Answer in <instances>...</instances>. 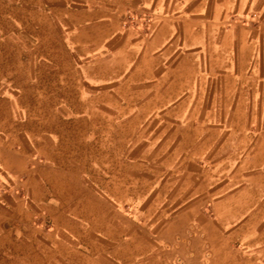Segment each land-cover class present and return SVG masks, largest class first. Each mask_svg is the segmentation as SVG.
Wrapping results in <instances>:
<instances>
[{"label": "crops", "instance_id": "1", "mask_svg": "<svg viewBox=\"0 0 264 264\" xmlns=\"http://www.w3.org/2000/svg\"><path fill=\"white\" fill-rule=\"evenodd\" d=\"M255 1L0 0V264H46L29 219L50 203L83 243L69 264H264Z\"/></svg>", "mask_w": 264, "mask_h": 264}, {"label": "rangeland", "instance_id": "2", "mask_svg": "<svg viewBox=\"0 0 264 264\" xmlns=\"http://www.w3.org/2000/svg\"><path fill=\"white\" fill-rule=\"evenodd\" d=\"M258 0H256L255 2H253L250 7L253 8L252 10H254V8H256ZM131 19H135L138 20L137 18H135V16L130 17ZM239 18V22H256L259 21L261 16H253V17H247L245 18L244 16L242 17H238ZM141 19V18H140ZM243 20V21H240ZM135 24V23H134ZM133 24V25H134ZM136 27H138V24L134 25ZM144 28L146 29V27L144 26ZM255 111H258V113H261V115H264V108H255ZM83 126V127H82ZM80 131L82 130L80 133H84V124L83 123H67L66 127H65V131ZM84 150V149H83ZM74 157V161L77 162L79 164L78 168L83 169L82 172L85 174H89V178L93 179L94 181H100L101 180V171L97 170L96 167L94 170H90L89 169V163L91 162H100L101 161V155L100 154H94L91 156L90 155H84V154H79V155H75ZM67 158H69L67 156ZM77 159V160H76ZM88 168V170L86 169ZM87 170V171H85ZM16 196H22L21 192H23L20 189H15L14 191ZM148 199L145 202H140V203H134V204H130V203H125V204H120L121 205V209L122 212L125 214V216H127L128 218H130L129 220L133 223L136 224H141L142 226L144 225H148V223L151 221L149 219V212H150V204L148 202ZM49 205V204H47ZM50 206V207H49ZM47 208L48 209H52V211H46V215H41V210H40V214L39 215H35L34 218H30L29 219V224L30 225H34V226H40L42 228H44L45 230V238H44V244L42 247V251H43V258L46 261V264H69L70 259H76V252L73 250H76V247H81L83 246V243L80 241H76L75 238L73 236H71L69 234V232H67L64 229L65 226V222L64 219H58V220H54V218L52 217L53 215V207L54 205L52 203H50ZM53 206V207H52ZM94 240L91 242V244L93 246L100 247V242L97 241V237L94 236L93 238ZM235 248L238 249L239 253H246V250L243 249V247L241 246V244L239 242H237L235 245ZM242 249V250H241ZM35 250L37 251V249L35 248ZM96 251V250H95ZM4 253V254H3ZM36 253V252H35ZM2 254V255H1ZM0 263L3 260H6V254L5 252H0ZM42 257V256H41ZM2 261V262H3Z\"/></svg>", "mask_w": 264, "mask_h": 264}]
</instances>
